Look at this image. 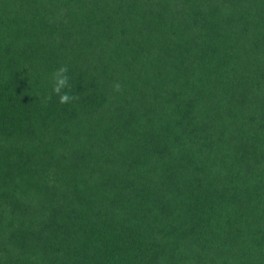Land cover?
<instances>
[{
  "label": "trees",
  "instance_id": "16d2710c",
  "mask_svg": "<svg viewBox=\"0 0 264 264\" xmlns=\"http://www.w3.org/2000/svg\"><path fill=\"white\" fill-rule=\"evenodd\" d=\"M0 264H264V0H0Z\"/></svg>",
  "mask_w": 264,
  "mask_h": 264
},
{
  "label": "clouds",
  "instance_id": "9594fccd",
  "mask_svg": "<svg viewBox=\"0 0 264 264\" xmlns=\"http://www.w3.org/2000/svg\"><path fill=\"white\" fill-rule=\"evenodd\" d=\"M68 71L67 66H61L52 73V89L51 93L43 101L45 106L51 101L53 94L58 97L61 105L72 103L79 98L78 95H71L68 91L70 89ZM114 91H121L120 83L114 84Z\"/></svg>",
  "mask_w": 264,
  "mask_h": 264
}]
</instances>
